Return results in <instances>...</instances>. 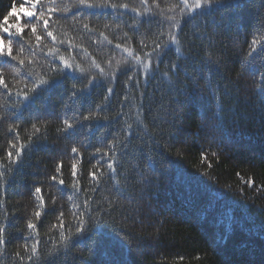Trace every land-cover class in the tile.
Segmentation results:
<instances>
[{
  "label": "trees",
  "instance_id": "trees-1",
  "mask_svg": "<svg viewBox=\"0 0 264 264\" xmlns=\"http://www.w3.org/2000/svg\"><path fill=\"white\" fill-rule=\"evenodd\" d=\"M33 2L0 0V27L24 28L23 37L14 27L11 37L0 31L5 42L13 41V54L23 45L24 55H30L26 42L36 45L31 32L36 23L42 51L32 57L35 67L48 70L46 62L62 67L45 55L56 48V56L75 57L87 71L81 76L49 70V90L18 109L12 106L17 98L0 85V162L7 164L9 141L15 142L9 126L18 125L26 144L32 125L41 129L22 163L11 173L3 169L0 264H34L35 257H27L36 241V264H264V97L258 87L264 84V57L247 56L254 37L264 43V0H223L202 15L193 13L194 19L177 16L179 28L159 15L137 16L130 9L143 13L140 0H113L129 5L115 11L57 0L70 10L51 14L56 42L46 36L42 21L20 11L24 6L38 13L46 0L36 9ZM160 3L165 6V0ZM13 6L16 12L8 16ZM84 24L93 30H84ZM169 32L178 44L171 43ZM156 43L161 48L153 51ZM123 48H131L133 56ZM6 59L0 58V65L15 92L24 72L15 76L19 64ZM93 59L106 76L91 67ZM149 61L145 73L142 64ZM77 89L84 91L73 96ZM90 113L96 119L84 120ZM73 118L80 123L64 130V121ZM76 217L85 222L79 235ZM29 221L35 229L27 227ZM61 232L71 237L66 248ZM54 245L59 250L49 256Z\"/></svg>",
  "mask_w": 264,
  "mask_h": 264
},
{
  "label": "snow or ice",
  "instance_id": "snow-or-ice-1",
  "mask_svg": "<svg viewBox=\"0 0 264 264\" xmlns=\"http://www.w3.org/2000/svg\"><path fill=\"white\" fill-rule=\"evenodd\" d=\"M223 0H176L175 3H169L168 0H165V6H161L160 0H152V4L149 5V0H140V4L144 6L143 13L136 7H132L130 10L134 13H136L137 16H140L142 14H152V15H159L161 17V20H168L173 21L171 24L172 28H179L180 27V21L177 19V16L184 17L187 16L189 19H194L195 15H202L204 10L211 9L214 7V5L221 4ZM41 4V0H34L32 3V8L36 9L37 5ZM51 5V6H48ZM77 8H85V9H94V8H111L112 10H116L117 8H123V9H129V5L126 3L117 4L114 3L113 0H74V5ZM153 8L157 9V12H153ZM177 9L179 11L177 12ZM70 10L68 5L63 4H57V0H46L45 4H42L40 7L39 12L37 11H29L26 7L21 6L20 11L23 12L26 16L32 17L35 16L37 21H42V28L44 29V32L47 37H51L54 42L57 41V37L53 35V30H49V21L52 19V13H56L59 11L68 12ZM200 10V11H197ZM14 12H16L15 6H13L12 11L8 13V16H11ZM167 13H175V15H168ZM8 16L4 18L3 23L8 24ZM47 17V18H45ZM19 19V17L17 18ZM15 28V34L20 35L23 37L24 28L18 26L17 24H9L8 27H0V31L3 33L8 34L9 37L13 35L12 32H10V28ZM105 27H108L106 25ZM83 29L87 31H92L88 24L83 25ZM31 32L35 36V41L37 42L35 46H33L30 42L28 43V48L31 49L30 55H24L25 53V47L23 45H20L18 52L14 55L13 54V48L12 44L13 41L11 39H8L7 42H5V37L0 36V58H7L5 60V63H9V61H16L19 64V68H15L14 66V75L15 76H21V72L23 70L24 76L22 78V81H17L16 83H21L22 86L17 89L15 92H13V89L9 87V84L5 83L4 73L2 71L3 65H0V85L3 86L4 89L7 90L6 95L11 97L15 96L17 99L15 100L13 107H16L17 109L20 106H28L31 104H35L37 100L39 99L40 95L43 92H46L49 90V84L50 80L47 77L48 71H58L63 72L65 69L70 70L74 73H79L81 76H83L87 68L83 67L80 63L75 62V57H70L66 59L63 55L56 56L55 53L59 51V49L56 48H49L48 52L45 53L46 56H52L53 59H59L60 64L62 67L48 63V70H44L43 68H37L34 66L33 58L36 55V50L40 49V42L42 40V36L40 34H37V24L32 23L31 24ZM163 35V33H160ZM102 36H104L105 40H108V37L101 33ZM170 41L172 44H178L179 41L177 39V36L173 32H169ZM262 38L260 37H254L251 41V44L249 46V52L247 54L248 57H251L254 61L258 56L264 57V43L261 42ZM60 43H64V41H59ZM16 43H20L19 41H16ZM70 46H71V42ZM108 43L111 44L112 41L108 40ZM143 43V42H141ZM257 45H259V51L257 49ZM46 46V45H45ZM116 48H121L120 44L115 45ZM161 48L160 43H156L155 48L153 51H156ZM42 51V49H40ZM123 51L127 52L128 56H133V51L131 48H123ZM86 51V50H85ZM176 51L179 53L180 49L177 47ZM146 56H151V53H145ZM136 62L139 64L141 63V58L139 55H136L134 57ZM26 61H27V67H26ZM124 63H127L125 61ZM120 61H117V66H119ZM91 67L96 68L101 76H106L107 73L105 72L104 68L100 66L94 59L92 60ZM142 67L147 73L150 68V61L145 62L142 64ZM176 65H173V68H175ZM113 77L115 76V73L113 72ZM167 76V73H165ZM96 79L95 75L91 77L87 81V84H92L93 81ZM262 81H264V76H262ZM259 87V94L264 97V84H261ZM84 89H77L73 92V96H76L78 93H82ZM107 91L109 93H112V88H108ZM0 107H4L3 104H0ZM4 119V115L0 114V120ZM84 120H91L96 119L95 113H90L89 115H86L83 117ZM74 123H80L79 119L73 118L72 121L65 120L64 121V130L72 129L74 127ZM17 126H9L8 131L10 133H16L14 137V141H9V150L6 152V159L7 164H4L0 162V186H2L5 183V171L3 169H6L7 172L11 173L13 171V166L18 165L22 163V156L24 154V150L28 147L29 144L32 143V137L38 133H40L41 129L37 127L35 124L32 125V131L29 133L28 136V143H22L20 141V135L17 131ZM118 143V142H117ZM115 147L114 144H109L108 148L109 150H113ZM13 149L15 151H13ZM77 149L74 147L72 148L73 153H77ZM98 153L101 151V149L96 150ZM104 156H108V152L105 151ZM114 157H110L112 159ZM108 169L115 172V169L113 168V165L109 163L107 165ZM73 175L75 176L76 172V165L73 164ZM91 178L93 180H97L98 177L96 173H91ZM102 175V173H101ZM53 179H56V177H53ZM64 181L60 180L59 184L63 185ZM249 184H251V181H249ZM74 188H77V191H79L77 185H73ZM261 189H257V191H260ZM37 193L40 192V188H36L35 190ZM43 205V199L41 198V206ZM75 207V205H74ZM41 215L40 211L35 212V216L38 218ZM73 216L75 217L76 214L73 213ZM77 219V228H76V234L79 235L81 232L84 231L83 225L84 221L80 219L79 217H76ZM59 220V227L61 229L64 228V220H63V213L60 214L58 217ZM27 227L29 229H35L36 225L32 223L31 221L28 222ZM53 228L56 227V225L52 226ZM71 237H65L64 233L61 232L60 234V243L66 248L67 247V241L70 240ZM39 241H36L31 247V254L28 255L27 259L29 261H33V258L35 257L34 264H36L37 261H39V256L37 254V245L39 244ZM5 244V225L0 224V246H3ZM25 251H28L27 245L24 246ZM59 250V245H54L53 250L49 251V256H53L56 251ZM17 256H20V253H17ZM21 259H23L21 257Z\"/></svg>",
  "mask_w": 264,
  "mask_h": 264
}]
</instances>
